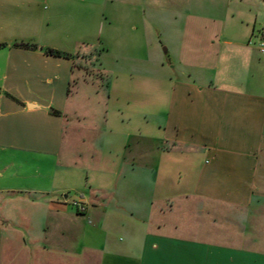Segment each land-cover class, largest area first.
<instances>
[{"label": "crops", "instance_id": "obj_1", "mask_svg": "<svg viewBox=\"0 0 264 264\" xmlns=\"http://www.w3.org/2000/svg\"><path fill=\"white\" fill-rule=\"evenodd\" d=\"M108 3L0 0V264H264V0H193L138 76Z\"/></svg>", "mask_w": 264, "mask_h": 264}, {"label": "rangeland", "instance_id": "obj_2", "mask_svg": "<svg viewBox=\"0 0 264 264\" xmlns=\"http://www.w3.org/2000/svg\"><path fill=\"white\" fill-rule=\"evenodd\" d=\"M192 2L193 0H109L107 20H103L104 35L98 40L99 49L96 50L109 51V64L120 72L133 76L140 74V66L135 64V58L145 61L148 50L160 51L167 62L169 57L165 51H181L180 43L186 38L188 31V25L184 24L183 19L180 17V21H177L174 16H186ZM93 15L95 18L94 13ZM108 30L111 34L105 39ZM70 196L71 204L79 200L78 193Z\"/></svg>", "mask_w": 264, "mask_h": 264}, {"label": "built area", "instance_id": "obj_3", "mask_svg": "<svg viewBox=\"0 0 264 264\" xmlns=\"http://www.w3.org/2000/svg\"><path fill=\"white\" fill-rule=\"evenodd\" d=\"M258 49L261 53H264V34L260 37V42L258 45ZM74 206L78 209L79 213H84L85 212V208L83 205L79 204V203H74Z\"/></svg>", "mask_w": 264, "mask_h": 264}, {"label": "trees", "instance_id": "obj_4", "mask_svg": "<svg viewBox=\"0 0 264 264\" xmlns=\"http://www.w3.org/2000/svg\"><path fill=\"white\" fill-rule=\"evenodd\" d=\"M49 55H52V56H61V54L60 53H58V52H55V51H52V50H48V52H47Z\"/></svg>", "mask_w": 264, "mask_h": 264}, {"label": "water", "instance_id": "obj_5", "mask_svg": "<svg viewBox=\"0 0 264 264\" xmlns=\"http://www.w3.org/2000/svg\"><path fill=\"white\" fill-rule=\"evenodd\" d=\"M66 198H68V196Z\"/></svg>", "mask_w": 264, "mask_h": 264}]
</instances>
